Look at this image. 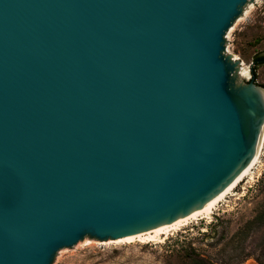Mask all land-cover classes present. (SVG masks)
<instances>
[{"label": "water", "instance_id": "obj_1", "mask_svg": "<svg viewBox=\"0 0 264 264\" xmlns=\"http://www.w3.org/2000/svg\"><path fill=\"white\" fill-rule=\"evenodd\" d=\"M254 0H0V264L183 219L264 138L227 33Z\"/></svg>", "mask_w": 264, "mask_h": 264}, {"label": "rangeland", "instance_id": "obj_2", "mask_svg": "<svg viewBox=\"0 0 264 264\" xmlns=\"http://www.w3.org/2000/svg\"><path fill=\"white\" fill-rule=\"evenodd\" d=\"M226 37V53L249 71L243 75L240 70V81L254 79L264 88V63H254L256 56L264 55V0L248 2ZM233 192L209 217L193 219L158 240L85 238L61 249L53 264H197L198 259L203 264H264V224L236 236L264 211V141L258 162Z\"/></svg>", "mask_w": 264, "mask_h": 264}, {"label": "bare ground", "instance_id": "obj_3", "mask_svg": "<svg viewBox=\"0 0 264 264\" xmlns=\"http://www.w3.org/2000/svg\"><path fill=\"white\" fill-rule=\"evenodd\" d=\"M234 59H236V58H234ZM240 70H241V68H240ZM241 71H242L241 74H243V75L249 74V71L245 67H243ZM263 141H264V138H263ZM263 141L261 143V146H260L250 168L225 193H223L221 196H219L217 199H215L213 202H211L206 207L200 209L199 211L193 213L192 215H190L188 217L177 220L175 222H172V223L167 224L165 226H162L160 228H156V229H153L150 231H146V232H142V233H138V234H134V235L125 236V237L119 238V239L114 240V241L111 240V242H132V241H135L137 239L141 240V241H153L156 239L158 240V238L159 239L161 238L160 237L161 234L168 233L170 230L176 229L182 225H185L193 219H197L200 216L209 217V215L216 209L218 203H220L222 200H224L229 194L234 193L233 191H235L236 187L245 179V177L253 169L254 165L258 162L260 155H261V151H262Z\"/></svg>", "mask_w": 264, "mask_h": 264}, {"label": "trees", "instance_id": "obj_4", "mask_svg": "<svg viewBox=\"0 0 264 264\" xmlns=\"http://www.w3.org/2000/svg\"><path fill=\"white\" fill-rule=\"evenodd\" d=\"M254 63L260 64L264 63V55L263 56H256L254 58ZM256 71H254V74ZM261 224H264V211L259 212L252 220L248 221L246 225L237 232L236 236H243L247 235L252 229H254L256 226H259ZM197 264H203V259H198Z\"/></svg>", "mask_w": 264, "mask_h": 264}]
</instances>
